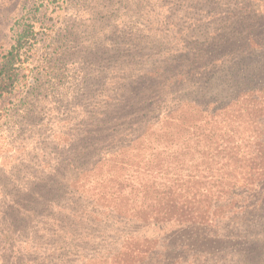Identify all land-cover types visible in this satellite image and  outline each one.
I'll return each instance as SVG.
<instances>
[{"label": "rangeland", "instance_id": "1", "mask_svg": "<svg viewBox=\"0 0 264 264\" xmlns=\"http://www.w3.org/2000/svg\"><path fill=\"white\" fill-rule=\"evenodd\" d=\"M23 29L0 264H234L263 236L264 0H0V52Z\"/></svg>", "mask_w": 264, "mask_h": 264}, {"label": "trees", "instance_id": "2", "mask_svg": "<svg viewBox=\"0 0 264 264\" xmlns=\"http://www.w3.org/2000/svg\"><path fill=\"white\" fill-rule=\"evenodd\" d=\"M257 14V10H252L251 13H246V20L250 18H257ZM241 22L242 21L239 22V25ZM236 27V25L233 26L234 29ZM27 33L28 31H26V29L20 31L10 48L0 52V104L4 96L9 94L19 82V70L25 62V55L28 50H30V46L27 47L28 44H30L27 42ZM242 38H246V45L251 42L249 36ZM225 45H231V40L226 41ZM214 49H218V51L220 50L219 47ZM242 55L244 54L242 53L238 56ZM218 60L219 59H215L214 61ZM257 232H260V235L262 234L263 236H259L260 238L256 236L254 239L251 238L253 239L252 243H249V246L237 253V257L234 258V264H264V220L261 226L257 229Z\"/></svg>", "mask_w": 264, "mask_h": 264}]
</instances>
